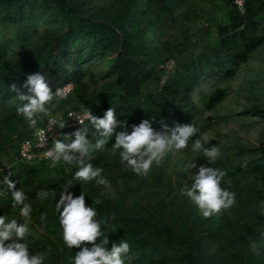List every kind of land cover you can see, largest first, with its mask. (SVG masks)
<instances>
[{"label": "trees", "instance_id": "16d2710c", "mask_svg": "<svg viewBox=\"0 0 264 264\" xmlns=\"http://www.w3.org/2000/svg\"><path fill=\"white\" fill-rule=\"evenodd\" d=\"M219 4L226 10L228 20L207 22L201 27V38L193 43L190 36L180 34L179 26L171 34L166 33L171 19L166 12V0H0L1 25L21 28L34 24L36 7L61 25L35 32L22 30L18 35L23 41L11 56L10 46H0V153L8 152V147H14V143L35 131L36 127L16 110L18 103L27 102L18 101L17 96L29 92L27 77L35 73L45 76L54 93L67 83L73 84L64 98H54L48 103L54 105L50 110L53 114L76 108L102 118L111 107L118 124L123 125L115 131L129 132L132 125L145 119L157 132L177 124H193L197 132L189 138L188 145L192 147L205 127L204 122H199L202 108L198 101H202L204 108L212 109L227 96L223 88L202 94L199 100L193 92L213 78L232 75L264 44V0H244V12L235 0H219ZM213 34L214 45L203 46L198 54L189 50ZM81 43L89 46L75 51ZM90 57L108 61L111 77L103 79L102 84L94 70L87 76L84 74ZM170 57L176 65L166 74L161 64ZM247 112L264 117V109L258 104ZM85 128L90 140L99 138L98 130L88 121L63 129L59 139L70 142L76 130ZM114 139L115 132L103 148L94 149L85 160L103 169L101 175L110 181L115 190L113 196L102 194L105 186L95 179L73 180L75 167L63 162L56 167L46 161L23 162L8 176L16 182L17 189L22 188L28 195L25 202L30 201L33 207L31 222L43 229L49 264H70L69 257L78 250L75 246L68 249L64 244L59 214L55 211L56 199L69 180L76 184L67 191L76 195L83 191L86 204L97 210L94 218L102 222V230L109 234V249L113 242L127 239L129 250L158 255L165 263L214 264L210 247L217 232L211 218L203 217L197 206L180 192L160 200L156 191L166 183L163 173L153 165L148 175L139 176L125 167L119 152L112 151ZM247 151L251 153L250 159L238 163L224 155L213 162L202 150L198 152L203 166L225 171L220 182L223 189L255 198L263 214L264 145ZM0 179L4 180L0 183V214L19 211L18 207H12L3 173ZM39 190L48 191L49 198L41 200L37 196ZM41 213L47 214L45 220L40 219ZM261 217L256 248L253 250L251 244L247 247V264H255L264 255Z\"/></svg>", "mask_w": 264, "mask_h": 264}, {"label": "clouds", "instance_id": "9594fccd", "mask_svg": "<svg viewBox=\"0 0 264 264\" xmlns=\"http://www.w3.org/2000/svg\"><path fill=\"white\" fill-rule=\"evenodd\" d=\"M26 84L29 92L17 96L18 101H27L23 105L17 104V113L22 114L31 125L37 123L36 115L49 114V102L59 100L66 96L62 90L55 93L51 91L44 75L40 73L29 74ZM15 88V85L12 86ZM85 116L95 129L98 130L99 138L94 141L84 131L76 130L74 139L64 142L55 140L54 145L48 151L52 158L51 167L63 162L65 165L75 167L72 173L73 180L91 181L105 187L110 186V181L101 175L103 169L93 167L91 163H85L94 149H101L109 141L115 132L112 151L119 152L121 163L130 168L139 176L148 175L152 166L159 165L169 153H178L188 145L189 138L197 132L193 124H177L167 131L157 132L145 119L138 125H132V130L115 131L118 124L113 108H108L104 116L98 117L91 112H85ZM54 120V119H51ZM83 124V120L80 121ZM61 126L63 122L60 121ZM167 128V126H165ZM204 139H207L205 136ZM210 161H215L220 155V149L216 146L203 147L201 139H196L192 144L194 153L201 151ZM79 155V159L77 158ZM196 166L194 159L186 162L183 169L187 170ZM225 171L201 165L197 173L192 174L194 182L189 187L186 183L179 189L180 194L189 198L198 208L203 217H209L219 213L222 209L230 208L236 202L235 192H230L221 187V179ZM8 189L11 192L12 207L19 208V216L0 214V264H44L46 256L43 252L33 253L29 247V238L32 235L30 222L33 207L28 200L27 193L16 188V182L6 178ZM69 180L62 186L58 199L55 202V211L58 212L59 225L62 229V239L68 249L75 246L78 250L75 255L69 257L70 264H127V257L122 253L129 251V241L121 239L113 242L109 249V234L102 230L101 221L95 219L97 210L85 202V193L79 195L67 191L68 187L75 185ZM37 196L41 200L48 199V191L39 190ZM264 211V207L261 208ZM47 214L41 213L40 219L45 220ZM99 242H97V239ZM250 247L255 250L253 242Z\"/></svg>", "mask_w": 264, "mask_h": 264}, {"label": "rangeland", "instance_id": "374dc122", "mask_svg": "<svg viewBox=\"0 0 264 264\" xmlns=\"http://www.w3.org/2000/svg\"><path fill=\"white\" fill-rule=\"evenodd\" d=\"M166 7L169 18L171 16L167 22L166 33L171 34L174 32L175 26H179L180 34L190 36L193 43H195L194 40L201 38V27L205 26L207 22L214 24L215 21L228 20L226 10L221 7L219 0H166ZM34 12L37 20L34 24H25L21 28L0 24V46H10L9 56L20 48L23 40L18 34L22 30L28 29L35 32L47 27L56 29L61 26L53 18L44 15L37 7L34 8ZM174 19L176 20L174 21ZM212 29H215L213 25ZM215 42L216 35L213 34L199 46H192L189 50L198 54L203 46L214 45ZM83 46L87 48L89 44L81 43L75 51ZM89 60L91 62L84 68L86 76L91 70H94L99 84L103 83V79L111 77L107 60L100 59V57H90ZM166 64L169 69H174L175 59L170 57ZM217 88L225 89L227 96L215 108H204L202 101H198V105L202 108L199 122L205 123L204 129L198 133L202 145L209 148L218 147L220 155L227 156L235 163L250 159L251 153L247 151V148L264 145V117L247 112L256 104L261 105L264 109V44L252 53L246 62H242L232 75L216 77L203 83L193 92V96L199 100L202 94ZM53 106V104L47 105L50 110ZM50 114H52L51 111L45 116L39 113L34 127L41 125ZM205 136L207 139H204ZM20 142L14 143L12 148L8 147V152L3 150L4 152L0 153V173H3L5 178H8L10 173H13L16 167L23 163L18 156ZM192 159L195 160L196 166L184 170L183 165ZM203 162L202 155L199 152L194 153L192 147L187 145L178 153L167 154L161 164H154L163 173L166 180L162 187L157 188L158 198L162 200V198L174 196L180 192L179 189L185 183L192 184L194 182L192 174L198 172ZM3 182L4 180L0 179V183ZM101 193L113 196L115 190L109 186L103 188ZM235 194L236 202L230 208L222 209L219 213L209 216L217 232L215 242L210 247V255L214 259V264H247L245 257L248 244H252L258 238L257 224L261 216L264 218V213L260 212L259 204L255 198L245 193ZM1 214L19 216V211L16 209ZM30 227L32 229V235L29 238L30 250L33 253L43 252L46 256L44 264H49V249L43 242V229L32 222H30ZM262 235L264 236V231ZM122 256L127 257V264H179L176 262L165 263L158 255L144 254L133 250H129ZM255 264H264V255Z\"/></svg>", "mask_w": 264, "mask_h": 264}, {"label": "built area", "instance_id": "2783aa9c", "mask_svg": "<svg viewBox=\"0 0 264 264\" xmlns=\"http://www.w3.org/2000/svg\"><path fill=\"white\" fill-rule=\"evenodd\" d=\"M235 2L241 12H244V0H235ZM166 62L167 60L161 64V67L165 69L167 74L173 69H169ZM72 87V83H67L59 90L67 94ZM85 112L87 111L82 109L67 108L65 111L50 114L41 125L35 128L31 135L20 142L18 149L20 161L30 164L37 161L52 162V158L48 156V151L53 147L55 140L59 139L60 132L66 128L82 125L81 120L84 123L88 122L89 119L85 116ZM60 121L63 122V126H61Z\"/></svg>", "mask_w": 264, "mask_h": 264}]
</instances>
